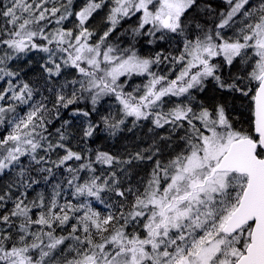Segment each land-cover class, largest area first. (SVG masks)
<instances>
[{
  "label": "snow or ice",
  "instance_id": "1",
  "mask_svg": "<svg viewBox=\"0 0 264 264\" xmlns=\"http://www.w3.org/2000/svg\"><path fill=\"white\" fill-rule=\"evenodd\" d=\"M223 6L0 0V264H264V0Z\"/></svg>",
  "mask_w": 264,
  "mask_h": 264
},
{
  "label": "trees",
  "instance_id": "2",
  "mask_svg": "<svg viewBox=\"0 0 264 264\" xmlns=\"http://www.w3.org/2000/svg\"><path fill=\"white\" fill-rule=\"evenodd\" d=\"M202 3H210L214 9H217L220 11H223L224 7H226V6H223V0H202ZM200 15L203 16V12H201ZM102 16L103 14L97 16L95 20L92 22L93 26L98 28L99 30H103V28L105 27ZM117 35L118 33H114L112 38H115ZM124 39L125 37H120V40H124ZM39 77H40V72H39L38 64L33 63L32 65L29 66V70L27 72V78L35 81L39 79ZM199 95H200L201 100H207L206 103L209 104V106L219 101L226 103L228 106L229 114L231 116L233 115L232 117L234 121L238 125H244V122L247 116V113L245 111L244 112L241 111V115L238 114L239 118H236L234 116L235 114L237 115V112H238L237 111L238 109L236 108L237 105L241 104V102L239 101L241 100V98H239V96L232 99L233 97L230 95L212 91L211 86L209 90ZM230 101H234L233 106L231 105ZM127 128H132L131 123L127 125ZM127 128L124 131L118 133L117 136L114 138L107 137V136H101L99 139H97L94 143L91 144V147L93 149L100 148L103 150L111 151L113 153L124 154L125 149L134 150L137 147H145L149 143H151L152 139H149V138H153L151 137V135L153 134L148 132L147 126L132 128L131 131H128ZM157 131L163 134L164 130L161 129ZM143 170H144V166L141 165L140 168L135 169L133 171V176L135 177V174L137 171L142 173Z\"/></svg>",
  "mask_w": 264,
  "mask_h": 264
},
{
  "label": "rangeland",
  "instance_id": "3",
  "mask_svg": "<svg viewBox=\"0 0 264 264\" xmlns=\"http://www.w3.org/2000/svg\"><path fill=\"white\" fill-rule=\"evenodd\" d=\"M237 96H239V94H236V97ZM232 99H234V98H232ZM231 106V105H230ZM232 107V106H231ZM238 110L237 111H242V112H244L245 111V108H244V101L242 100V98H241V104H239V105H237V107H236ZM236 118H239L238 117V113H237V115L235 114L234 115ZM151 137H153V135H151ZM149 139H152V138H149Z\"/></svg>",
  "mask_w": 264,
  "mask_h": 264
},
{
  "label": "flooded vegetation",
  "instance_id": "4",
  "mask_svg": "<svg viewBox=\"0 0 264 264\" xmlns=\"http://www.w3.org/2000/svg\"><path fill=\"white\" fill-rule=\"evenodd\" d=\"M239 101L241 102V100H239ZM201 102L206 103L207 100H201ZM219 102H222V101H219ZM230 102H231V105L233 106L234 101H230ZM206 104H207V103H206ZM208 105H209V104H208ZM237 113L241 115V112H240V111H238ZM232 116H233V115H232Z\"/></svg>",
  "mask_w": 264,
  "mask_h": 264
}]
</instances>
